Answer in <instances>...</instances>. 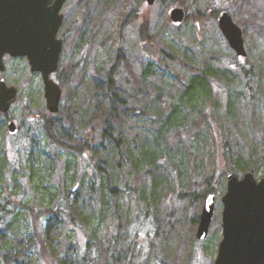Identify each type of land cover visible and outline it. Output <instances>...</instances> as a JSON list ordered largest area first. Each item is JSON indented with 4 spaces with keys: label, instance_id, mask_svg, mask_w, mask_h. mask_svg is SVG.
Masks as SVG:
<instances>
[{
    "label": "rangeland",
    "instance_id": "obj_1",
    "mask_svg": "<svg viewBox=\"0 0 264 264\" xmlns=\"http://www.w3.org/2000/svg\"><path fill=\"white\" fill-rule=\"evenodd\" d=\"M176 7H183L188 15H192L191 19L180 25L173 24L170 13ZM147 11H150L148 19L151 18L149 34L155 38L153 46L142 43L138 34L140 25L145 22L140 21V17ZM222 11H227L243 31L246 60L254 67L257 77L251 92L252 99L248 96L246 81L239 74L227 75L216 81L220 96L216 121L218 127L221 126L220 131L228 130L232 134L234 155L246 159L253 157L255 172L252 173L257 179L263 178L264 0H157L153 7H148L146 0H69L62 11L65 20L59 39L64 46L59 72L53 77L58 84L64 83L61 86V114L55 133L59 145H52L41 124L36 123L47 109L41 74L31 72L25 58L4 59L6 70L0 72V81L4 79L9 87L17 88L18 99L8 115L0 116V147L7 150L10 160L0 173V179L4 178L0 182V209L9 197L8 202H23L40 210L49 208L60 198L67 205H74L78 194L75 184L80 178L74 167L69 165L71 156L62 147L64 144L77 145L91 135L95 155L113 163L116 153L112 154L113 147L103 135L104 106L96 107L95 98L101 100L106 94L107 86L102 77L117 65L116 51L122 45L129 69L118 63L115 75L117 90L130 100L129 107L135 108L140 116L129 118L119 129L117 126L113 128L117 139L128 142L129 147L123 151L121 159L133 164L135 169L130 166L123 171L115 169L112 185L120 190L117 202L125 221L133 225L139 214L147 211L153 221L150 240L144 244L148 256L139 253L133 264L159 261L168 264H215L222 240V198L226 193L227 179L217 187L215 214L208 238L198 241L196 231L203 204L200 213L197 206L186 210L189 207L187 200H177L181 188L174 193L167 194L166 191L154 202L150 191L142 189L144 177L137 176L142 168L139 164L140 140L135 147L131 146L143 127L150 123L147 117L153 116L151 102L156 97L177 99L178 91L205 63L218 67L236 60V53L218 27L217 16ZM198 12H217V16L197 23ZM246 60L244 63L248 65ZM9 120L17 126L15 135L7 132ZM141 141L144 142L143 139ZM213 142L208 135L200 142L189 143L190 170L174 171V175L182 174L183 187L190 182H201L202 171L197 165L202 158L206 165L212 161L215 154ZM238 174L243 175L241 172ZM82 187L89 194L86 181L82 182ZM105 203L110 208L107 221H96L86 230L88 235L95 231L101 241L106 237H117L116 219L112 220V216L117 217L118 214L109 197ZM100 205L96 203L93 206L97 210ZM11 210V206L6 207V211ZM197 214L199 219L194 226L192 220ZM66 234V239L71 242L78 238L86 241L87 235L82 230ZM122 241L117 245L119 250L122 249Z\"/></svg>",
    "mask_w": 264,
    "mask_h": 264
},
{
    "label": "trees",
    "instance_id": "obj_2",
    "mask_svg": "<svg viewBox=\"0 0 264 264\" xmlns=\"http://www.w3.org/2000/svg\"><path fill=\"white\" fill-rule=\"evenodd\" d=\"M148 12L150 11L144 12L140 17V21L145 22L140 25L138 34L142 43L153 46L155 38L149 34L151 18L148 19ZM216 16L217 12L210 14L198 12L197 23ZM191 17L192 15L187 14L185 20L189 21ZM246 59L247 57H237L230 65L218 67L207 62L199 71H195L196 75L191 81L178 91L177 99L168 100L169 98L158 96L151 102L153 116L149 113L150 116L147 117L150 123L146 128L143 127L139 137L134 138L135 142L131 147H135L140 140L139 164L142 168L137 176L144 177L145 184L142 189L144 192L150 191L154 202L166 191L169 194L181 188L177 200L179 202L187 200L189 207L186 210L192 206L200 207L198 209L200 213L206 197L209 194L216 196L217 187L221 186L229 174L255 172L253 157L246 159L234 155L231 146L232 134L228 130L220 131L221 126L218 127L215 116L220 99L219 90L216 89L219 83L216 81L220 78L239 74L246 81L247 93L252 99L251 92L254 90L257 76L254 67L249 65ZM245 60L248 65L244 63ZM118 63L125 64L129 69L122 45L116 51L117 65L102 77L107 86L106 94L101 100L95 98L96 107L104 106L103 135L113 147L112 154L116 153L113 163H108L95 155L94 139L91 135L84 137L80 144H64L62 147L66 148L71 156L72 163L69 162V165L74 167L75 174L80 178L75 184V189H78L77 201L69 206L60 201V198L49 208L40 210L23 202L16 204L8 202L11 199L9 197L5 206L0 209V264H133L139 253L148 256L144 244L146 240H150L153 228L149 211L145 214L140 213L133 225L125 221L124 215L119 213L117 202V198L121 196L120 190L112 185L115 169L123 171L128 166L135 169L133 164L121 159L123 151L129 147L128 142L117 139L113 128L117 126L119 129L129 118L140 116L135 108L129 107L130 100L117 90L115 75ZM63 84L60 83V86ZM44 111L36 123L41 124L52 145H59L55 133L61 111L57 114H51L47 109ZM7 132L13 135L8 129ZM208 135L214 141V158L208 165L202 158L200 165H197L202 171L201 182H190L183 187L182 174L174 175V171L190 170L189 143L200 142ZM6 152V149L1 150L0 147V173L5 164L10 162ZM3 179H0V182ZM83 181L87 182L89 194L83 191ZM17 183L22 184L21 181ZM106 197L111 199L115 213L118 214L117 217L112 216V220L116 219L117 237H106L101 241L95 231L88 235L86 230L88 226H93L94 222L99 220L106 222L109 218L110 208L105 203ZM96 203L102 204L97 210L93 206ZM7 206H11L12 210L6 211ZM98 216L100 219H97ZM198 219L199 214L192 220L194 226ZM79 230L86 233V241L78 238L76 242H71L66 239V233H79ZM120 240H123L121 250L117 249ZM151 264L168 263L159 261Z\"/></svg>",
    "mask_w": 264,
    "mask_h": 264
},
{
    "label": "water",
    "instance_id": "obj_3",
    "mask_svg": "<svg viewBox=\"0 0 264 264\" xmlns=\"http://www.w3.org/2000/svg\"><path fill=\"white\" fill-rule=\"evenodd\" d=\"M69 0H0V71H5L4 57L26 58L31 72L41 74L46 107L57 114L63 97L61 86L52 78L59 70L63 41L59 32L65 15L62 13ZM157 0H146L153 7ZM186 11L172 9L173 24H183ZM217 23L231 49L239 58L247 52L243 31L227 11L220 12ZM18 89L0 81V114L6 115L17 102ZM8 131H17L15 122ZM216 197L209 194L202 208L196 239L208 238L215 214ZM222 240L215 264H264V177L257 179L252 172L243 176H227V190L222 198Z\"/></svg>",
    "mask_w": 264,
    "mask_h": 264
},
{
    "label": "flooded vegetation",
    "instance_id": "obj_4",
    "mask_svg": "<svg viewBox=\"0 0 264 264\" xmlns=\"http://www.w3.org/2000/svg\"><path fill=\"white\" fill-rule=\"evenodd\" d=\"M6 58L8 57V58H11V59H21V58H14V57H12V56H10V55H6L5 56ZM5 57H4V59H5ZM24 59V58H23ZM26 59V58H25ZM3 62H4V60H3ZM5 65V64H4ZM5 70H6V67H5ZM1 72V71H0ZM5 72V71H4ZM4 72H1V73H4ZM55 76V74L52 76V78ZM9 114V113H8ZM12 122V120H9V123H11ZM17 133V131L13 134V135H15Z\"/></svg>",
    "mask_w": 264,
    "mask_h": 264
}]
</instances>
